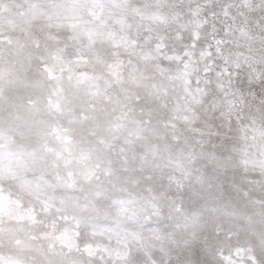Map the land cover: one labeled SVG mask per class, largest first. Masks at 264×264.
I'll return each mask as SVG.
<instances>
[{
	"label": "clouds",
	"instance_id": "1",
	"mask_svg": "<svg viewBox=\"0 0 264 264\" xmlns=\"http://www.w3.org/2000/svg\"><path fill=\"white\" fill-rule=\"evenodd\" d=\"M0 264H264V0H0Z\"/></svg>",
	"mask_w": 264,
	"mask_h": 264
}]
</instances>
